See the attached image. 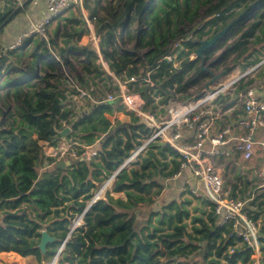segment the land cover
Wrapping results in <instances>:
<instances>
[{
  "label": "trees",
  "instance_id": "16d2710c",
  "mask_svg": "<svg viewBox=\"0 0 264 264\" xmlns=\"http://www.w3.org/2000/svg\"><path fill=\"white\" fill-rule=\"evenodd\" d=\"M101 9L103 17H98L95 7L88 11L90 19H97L100 26L99 53L108 70L118 79H142L153 70L154 93L162 94L163 102L172 95L169 89L174 85L184 90L199 74L208 76L198 68L184 81L186 71L199 62L188 60L197 47L192 41L183 42L177 58L185 59L178 69L159 62L175 41L188 37L185 25H192L201 15L207 20L193 32L198 39L208 35L212 27L213 33L220 31L235 11H246L228 32L241 26L236 31L237 40L228 45L226 55L233 58L224 72L235 67L244 71L264 57V0H119ZM11 12L0 17V27ZM84 26L81 15H70L57 23L51 39L34 36L18 50L2 53L0 48V253L35 257L40 262L37 245L45 230L59 241L67 237L57 264H196L197 254L200 264H225L229 248L230 258L247 262L251 248L236 237L231 224H219L211 203L193 198L209 209L203 216L205 211L199 207L190 212V199L174 198L140 219L142 209L151 205L150 195L160 193L162 181L177 172L178 156L168 145L152 141L119 170L151 129L134 116L113 126L108 116L120 110L114 103L97 104L81 113L75 107L68 108L58 96L67 85L65 68L80 66L83 84L105 74L94 48L71 42L81 37ZM206 26L209 30L204 32ZM60 35L63 46L56 42ZM123 35L134 40L132 48L118 46L117 37L123 40ZM208 54L204 52L205 61ZM134 90L144 97L148 109L153 90L138 83ZM63 124L72 130L68 137L74 135L86 146L102 137L96 156L90 161L68 159L46 187L38 180H25L23 171L31 169L38 174L42 162V148L29 146L27 141L36 136L37 141L55 147ZM113 174L111 190L88 206L97 185ZM235 188L233 185L232 196ZM198 211L202 215L194 214ZM78 217L81 223L74 226ZM187 220L190 233L186 232ZM59 247L58 241L48 244L45 261L52 260ZM261 261L264 264V256Z\"/></svg>",
  "mask_w": 264,
  "mask_h": 264
},
{
  "label": "built area",
  "instance_id": "2783aa9c",
  "mask_svg": "<svg viewBox=\"0 0 264 264\" xmlns=\"http://www.w3.org/2000/svg\"><path fill=\"white\" fill-rule=\"evenodd\" d=\"M84 1L46 0L47 15L40 22H33L31 29L19 35L9 46V50H18L25 39L32 35L46 40L52 24L75 10H78L89 24L80 11ZM86 34L91 45L96 48L97 63L103 65L105 61L99 53L100 28L93 30L87 25ZM192 37L193 35H190L184 40L175 41L170 52L159 62L166 61L173 69H178L185 59L177 58L179 50L182 49L183 42H194ZM194 59L195 55L194 58L192 55L188 58L189 61ZM263 66L264 57L244 71L237 68L239 71L233 75H229L228 71H220L221 76L208 88L206 86L210 80L204 82L202 80L204 76L199 74L185 85L184 90L179 91L174 85L169 89L172 95L164 102L162 94L154 93L155 81L150 77L153 70L148 71L146 77L142 79L123 77L118 81L115 90L108 88L107 77L114 74L107 70L104 77H101L106 88L101 94L91 86L82 89L76 80L67 75V88L64 94L67 95L66 100L73 99L75 109L84 108L89 104L96 106L114 103L116 107L142 119L151 129V133L132 151L123 167L134 161L152 141L168 145L177 153L179 163L177 172L170 180L179 182L184 194L211 203L219 224H231L234 234L241 239V243L251 248L248 264H263L259 249L262 222L259 218L254 219L255 214L249 208L248 200L237 195L244 180L241 176L248 179L246 182L251 190L264 191V86H261L264 85V78L257 79L255 76ZM198 68L201 69V65H198ZM193 69L194 67L186 71L184 81L189 75L195 74L190 73ZM209 74L211 78L216 76L212 72ZM135 83L153 90L152 102L148 109L144 97L134 90ZM79 149L70 145L66 149H61V155L64 156L65 152L70 150L74 160L89 161L97 154L91 146L83 145L80 154ZM253 161L256 168L252 178H249L247 171L251 168L239 166V162L248 164ZM229 168L234 170V174H238L237 182L233 184L236 185L234 196L233 185L227 187L225 184V174ZM114 177L115 174L111 175L97 186L88 206L104 197L105 192L113 184ZM77 219L74 226L81 223V217ZM59 254L53 257L49 264H57Z\"/></svg>",
  "mask_w": 264,
  "mask_h": 264
},
{
  "label": "rangeland",
  "instance_id": "374dc122",
  "mask_svg": "<svg viewBox=\"0 0 264 264\" xmlns=\"http://www.w3.org/2000/svg\"><path fill=\"white\" fill-rule=\"evenodd\" d=\"M119 0H85L82 6V10L83 13H87V15H85V17L87 18L88 22H85V18L83 16H81L84 19V27H85V32L81 35L80 38L76 39L73 38L71 40V42H76L78 45H90L92 48H94V50L96 51L95 46L91 45V43L89 41H87V34H86V26L88 25V27L90 29L93 30H97L100 28V26L96 25V20H91L90 19V13L88 11V9H91L93 7H95V9H97V13H98V17H103L105 15V11L102 10L101 8L104 7L105 5H107L108 3H111L112 5H116L118 3ZM251 4V3H249ZM248 4V5H249ZM86 6H88V9ZM82 10H80L82 12ZM239 11V10H238ZM238 11H235V13L231 16L228 17L227 21L225 22V25H228L234 18H236L239 14L237 13ZM73 15L75 17L81 15L80 12L78 10H75L74 12H69L66 16H70ZM67 17H63V20ZM206 18L203 17L201 15V17H198L195 22L192 25L186 26L184 27V31L188 32V36L193 35L192 40L194 42L198 41V40H204V39H208L210 38L212 35L216 34L213 33L215 27H212L210 33L206 36L201 37V39H198L196 36H194V31L196 29H198L199 27L203 26L206 23ZM60 20L56 21L55 23L52 24V26L49 29L48 32V36L47 39L49 38H53L52 37V32L53 29L55 28V26L57 25V23L61 22ZM63 23V22H62ZM221 24V23H220ZM222 26L224 24H221ZM134 26V25H133ZM225 27V26H224ZM223 27V28H224ZM133 28V27H132ZM222 28V29H223ZM239 28H241V26H238L232 33L224 36L213 48H211L209 50V54H208V59L207 61H205V65L204 68L207 71H204L208 76L207 77H201L202 80H204V82L207 80H211L210 74L209 72H212L213 74H219L220 71H223L226 67L231 66V62H232V58L233 55H226L227 53V49H228V45L234 41L237 40L238 34L236 35V31L239 30ZM209 30V26H206L204 28V32ZM219 32V31H218ZM23 34V33H22ZM21 35V34H20ZM36 35H32L30 37H27V39H25V41L23 43H28V40H30L31 38H33ZM101 36V35H100ZM37 37V36H36ZM118 38V46L121 48H125V49H130L133 46L134 40H129L126 39V36L123 35L122 38L123 40ZM63 37L62 35L58 36V38L56 39V42L60 45L63 46L62 41H63ZM124 43H123V42ZM85 43V44H84ZM196 48V47H195ZM195 48L193 49V52L191 53V55L194 58L195 55ZM30 50V48H28L26 51L28 52ZM195 60V59H194ZM198 65H201V62L199 61L197 64L194 65V69L191 70L193 74V72L195 73L198 69ZM104 68L105 74L108 70V66L107 63L105 62L103 65H101ZM75 68L70 69V68H65V73H67V75L71 78L77 81V83L79 84V86L82 89H87L90 86L93 87L95 90H97V93L101 94L103 93L104 90H106V88L104 87V81L101 79V77L103 78L104 75H102L99 79H88V81H86L85 84L84 81H81V69L80 66L78 65H74ZM239 71L236 67L233 68V70H229L227 73L229 75H233L236 74V72ZM264 75V71L263 69H261L259 71V73H257L255 76L257 79H262ZM192 75H189L188 78H190ZM107 85L109 90H115L116 89V85L118 83V81L120 79H118L115 76L112 77H107ZM87 79V78H86ZM262 87L264 85H261ZM67 88V85L63 86V89H61L59 92H63L62 94H58V96H61L62 98H64V102H66V104H68V108L70 107H74V101L73 99L71 100H66V96L64 94V90ZM70 104V105H69ZM93 104H89L88 106L81 108V109H77L79 110L81 113H85L87 112V110L93 108ZM130 116H132L128 111H126L125 109L120 108V110L115 113L113 116H108V118L112 121L113 126L116 125L117 122H128L130 120ZM65 128H69L68 133L67 134H71L72 130L69 126H67L66 124H63V128L60 130L58 129V133L62 132L61 134H63L62 136L59 135L60 137V141L58 142L57 146L53 147L51 146L49 143H45V142H38L39 145H35V146H40L42 148V159L47 160V164L45 165L50 166L51 168L55 167L58 168L59 170L62 168L63 166V160L64 161H68V159H72L71 157V152L72 151H67L65 152L64 156L61 155V149L64 148H68V146L72 145L75 146L76 148H80L78 150L79 154L81 153L82 147L83 145H85L83 142H81L79 140V138L74 137V135L71 136H67L66 135V130ZM66 135V136H65ZM102 140V137L96 138L94 140V143L91 146L92 149L97 150L100 142ZM30 144H33L34 142L31 141L29 142ZM37 143V142H36ZM90 161V160H89ZM239 166H249V171H247L248 177L252 178L253 173H254V168H256L255 166V161L250 162L248 164L239 162ZM51 173V172H50ZM45 169L43 168V170L40 169L38 176L40 178V176L42 177L43 175H45ZM237 177L238 174H234V170L232 169H228V171L225 174V184L227 187H231L235 182H237ZM244 177V180L241 183V190H245L244 193L240 192V189H238L237 195H239V197H244L245 199L248 200L249 202V208H251L253 210L254 214H258V218L261 220L262 225H263V230L262 232L260 231V235H259V249H260V259L263 258L264 256V251L261 250V239L264 238V191H253L248 187V182L244 184V181H248V179L245 176H241ZM163 184V190L160 193H153L152 195H150V199H151V205L149 207H144V209H142V213L140 215V219H145L147 217V214L150 210H157L159 209L162 205L167 204L168 202H170L172 199L174 198H180L181 200L183 199H190L192 201L191 205L188 207L190 212H193V208L195 207H199L201 210H204L205 213L203 216H205L206 214H208L209 209L207 207H205L204 205H202V202L193 199L192 197L184 194L183 192L180 191V189L177 187L176 184L173 183L172 180L167 179V180H163L162 181ZM115 196H122L121 194L117 195L114 194ZM194 214H198V215H202V211H198V213H194ZM78 221V219L76 218L74 220V223H76ZM190 220L185 221V224H187L186 227V232L190 233L191 232V228H190V224H189ZM232 253V249L229 248L226 252H225V256L229 257V259L227 261H223L225 262V264H248L247 262H241L240 260H236L234 258H230V254ZM200 255L197 254L196 255V264H200V260H199ZM52 260L50 261H45L44 264H49ZM0 264H40V262L37 261V259L35 257H21L18 254L15 253H3L0 255Z\"/></svg>",
  "mask_w": 264,
  "mask_h": 264
},
{
  "label": "crops",
  "instance_id": "0c3cea01",
  "mask_svg": "<svg viewBox=\"0 0 264 264\" xmlns=\"http://www.w3.org/2000/svg\"><path fill=\"white\" fill-rule=\"evenodd\" d=\"M16 8H19L17 13L14 16H12L10 20L7 18L4 24H2L0 27L1 29L0 48L2 52H6L7 50H9V46L13 44V42L16 40V38L20 34L29 31L31 29V24L33 22L34 23L40 22L44 18V16L47 15L46 0H36V2H34V0H31L30 2H27V0H2V2L0 3V17L8 13L9 11L13 12ZM82 14L84 16L87 15V13H83V11H82ZM65 17H68V16H65ZM62 19H60V21ZM86 38H87V41H89L88 37ZM31 141H33L34 143L30 144L29 142ZM38 142H41V141H37L36 136H33L27 141V144L29 146H33L34 144L39 145ZM46 164H47V160L42 159L41 170H43L44 168L46 172V174L43 175L42 177L40 176L39 178L38 174H35V172L31 169H25L23 171V178L25 180H33V181L38 180L40 182L41 187H46L50 185L53 180V177L59 171V169L55 167L51 168L50 166L46 167L45 166ZM173 183L176 184L177 187L180 189L179 182H173ZM111 188H112V185L110 186L109 191L111 190ZM198 200L206 202L201 199H198ZM1 254L3 253H0V255Z\"/></svg>",
  "mask_w": 264,
  "mask_h": 264
},
{
  "label": "water",
  "instance_id": "95a60500",
  "mask_svg": "<svg viewBox=\"0 0 264 264\" xmlns=\"http://www.w3.org/2000/svg\"><path fill=\"white\" fill-rule=\"evenodd\" d=\"M31 0H27V2H30ZM254 5H250L249 8H252ZM19 10V8H16L11 15L8 17V19L10 20L12 16H14L17 11ZM246 11L241 12L236 18H234L228 25H226L223 29H221L219 32H217L216 34L212 35L210 38L208 39H204V40H198L196 42H194L197 47L195 48V59H199V61L201 62V71H207L204 68L205 65V57H204V52L209 51L211 48H213L224 36H226L229 32V30L237 23L240 22V20L242 19L243 15L245 14ZM219 76H221V74L216 75V76H212L211 80L208 82L207 84V88L209 87V85L214 82ZM95 107V106H94ZM66 135L68 133L69 128H65ZM58 133V131H57ZM62 132H59L58 135L62 136L63 134H61ZM65 135V136H66ZM66 164H70L69 162H67ZM123 166H121L119 168V170L122 168ZM118 170V171H119ZM117 171V172H118ZM67 237L64 240H58L54 237H52L51 235H49L45 230L41 231V238L39 241V244L37 245V248L40 252V264H44L45 263V257H46V246L50 243L53 242H60V247L58 249V251L56 252L55 256L56 257L59 254V251L61 249V247L64 245L65 241H66Z\"/></svg>",
  "mask_w": 264,
  "mask_h": 264
}]
</instances>
